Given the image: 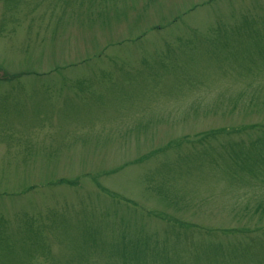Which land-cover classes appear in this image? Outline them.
<instances>
[{"label": "rangeland", "instance_id": "obj_1", "mask_svg": "<svg viewBox=\"0 0 264 264\" xmlns=\"http://www.w3.org/2000/svg\"><path fill=\"white\" fill-rule=\"evenodd\" d=\"M0 264H264V0H0Z\"/></svg>", "mask_w": 264, "mask_h": 264}]
</instances>
